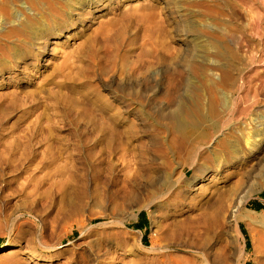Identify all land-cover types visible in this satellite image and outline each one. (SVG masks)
<instances>
[{
    "label": "rangeland",
    "instance_id": "rangeland-1",
    "mask_svg": "<svg viewBox=\"0 0 264 264\" xmlns=\"http://www.w3.org/2000/svg\"><path fill=\"white\" fill-rule=\"evenodd\" d=\"M177 1L188 9L183 14L172 0H100L97 12L87 0H76L71 27L46 40L58 20L52 23L41 11L37 19L44 23L29 29L23 46L32 56L19 59L18 48L11 64L4 61L12 72L2 71L0 105L10 117L0 125V136L6 125L20 130L24 121H39L40 127L18 134L27 137L20 140L30 153L16 155L19 175L11 186L7 176L0 177V264H163L162 247L181 264L264 263V185L241 209L256 214L254 224H231L235 208L227 201L217 220L214 201L238 179L226 178L231 165L252 171V163L241 153L235 164L219 167L221 180L200 178L192 190L188 148L174 141L167 120L171 104L162 97L184 79L199 81L187 69L200 60L199 46L211 40L264 53V0L248 3L257 31L250 13L239 7L249 0ZM219 4L218 14L208 18V6ZM61 6V19L67 20L68 5ZM192 34H198L196 42ZM133 68L148 77L150 87L159 85L160 97L144 92L139 84L145 81L132 79ZM251 70L264 74L262 65ZM238 167L240 177L244 169ZM165 174L176 186L171 191L162 186ZM205 210L212 213L209 220L202 217ZM76 222L82 228L66 238Z\"/></svg>",
    "mask_w": 264,
    "mask_h": 264
},
{
    "label": "bare ground",
    "instance_id": "bare-ground-1",
    "mask_svg": "<svg viewBox=\"0 0 264 264\" xmlns=\"http://www.w3.org/2000/svg\"><path fill=\"white\" fill-rule=\"evenodd\" d=\"M61 1L68 5L66 15L69 16L67 20L61 19ZM87 1L91 11L93 9H96V12L99 11L101 7L100 0ZM172 1L178 7L179 12L183 14V9H187L185 4L177 0ZM251 1L253 0L246 1V3L241 1L239 7L250 13L252 30L257 31L259 29L257 16L253 14L252 6L248 5ZM190 3L196 4L195 0H190ZM77 4L79 3H76V0H0V85L4 83L2 77L4 73L2 71L7 69L10 73L12 72L11 66L6 65L4 61L9 62V64L13 62L10 59L14 50L22 49L19 54L21 58L19 59H27L32 56L33 50L30 48L24 49L23 46L29 43L27 37L29 29H33L34 26L39 27L44 23L41 18L37 19L39 12L42 11V14H46L52 23L55 22L54 20H58L57 28L49 29L44 38L46 40L51 35H57L55 34L56 30L71 27L69 18H72L71 11L77 9ZM261 5L264 6L263 1ZM208 8L206 9L207 17L211 18V14H218L215 9H221V5L208 6ZM189 31L196 33L194 29ZM237 31L242 33L240 28ZM44 36L41 34L37 41H40ZM192 36L194 42H196L198 34H192ZM237 37L239 43L244 44L245 41L241 34H238ZM218 40H211L210 43L199 46L203 50L195 53L200 60L194 61L192 66L187 69L192 74L199 76V81L204 80V82L184 79L179 86L173 88L175 91L172 94L167 96L163 94L162 97L171 104L170 110L167 111V120L170 121L172 129L177 135L174 141L178 147L183 148L185 144L188 148V161L193 177L190 182L192 190L196 186L195 182H198L200 178L209 182L213 181V177L215 180H221L222 178H218V176L222 177L219 167L221 169L227 162L235 164L236 158L241 153H245L246 162L252 163L250 168L252 171H249L246 167L243 168L241 164L231 165L234 171L230 175H226V178L233 179L232 177H234L238 179L232 183L230 189L226 190L228 186H225L226 194L218 192L216 194L217 199L214 200L218 204L217 220L220 219L226 201L227 204L232 205V208H235L230 213L229 222L237 227L239 220L247 221L249 224L256 222V214L241 209L247 203L250 194L258 192L261 186L264 185V74L257 72L254 74L251 70L252 67L257 65L264 66V53L255 49H232L222 45L221 41ZM36 44L39 51H42V53L48 51L49 53L46 45ZM15 67H18V65H15ZM22 68L24 70L23 66ZM13 73H15V69ZM131 74L132 79L141 78L143 79L141 81H145L139 85L143 86L147 95H151L150 93L153 92L155 96L160 97L159 85L150 87L148 77L142 75L135 68L131 70ZM134 97L136 98L135 94L130 91V100L133 101ZM160 110L162 113L166 111L163 106L160 107ZM0 113L4 115L0 117V125L6 124L10 117L7 114L9 113L8 109L0 105ZM159 115L161 114L159 113ZM32 127L39 128V121L33 124L24 121L20 130H16L12 125H6L2 129L3 135L0 136V140L3 142L0 146V163H3L5 167L0 168V177H8L6 186H11L12 181L19 175L14 166L16 155L20 152L30 153L29 146L22 145L20 140V138L27 140V137L24 134L21 136L18 134L23 130H30ZM111 132H115L113 125ZM41 159H44L43 156H41ZM233 160L235 161L233 162ZM238 166L244 169L240 177H238ZM180 177L176 178L175 184H177ZM144 184H146L144 185L146 187L149 186L148 182H144ZM246 185H248V191L244 192ZM162 186L170 191L176 187L170 182V176L167 177V175ZM163 193L164 191L160 194ZM131 195L134 196V193ZM202 217L204 220H209V218H212V213L205 210ZM119 224H122V222L116 223V225ZM81 226L77 222L71 224L70 231L65 237L68 238L69 234H72L74 230L81 229ZM161 239L164 240L163 237ZM3 248H8V246ZM160 251L163 264H181L183 262V259L166 256L163 247L160 248ZM53 257V255L48 256L47 260H52ZM190 264L196 263L191 261Z\"/></svg>",
    "mask_w": 264,
    "mask_h": 264
}]
</instances>
